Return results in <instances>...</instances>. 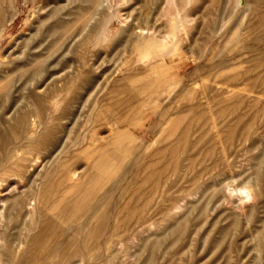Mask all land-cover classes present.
I'll list each match as a JSON object with an SVG mask.
<instances>
[{
    "label": "rangeland",
    "instance_id": "1",
    "mask_svg": "<svg viewBox=\"0 0 264 264\" xmlns=\"http://www.w3.org/2000/svg\"><path fill=\"white\" fill-rule=\"evenodd\" d=\"M0 64V264H264V0H0Z\"/></svg>",
    "mask_w": 264,
    "mask_h": 264
},
{
    "label": "bare ground",
    "instance_id": "2",
    "mask_svg": "<svg viewBox=\"0 0 264 264\" xmlns=\"http://www.w3.org/2000/svg\"><path fill=\"white\" fill-rule=\"evenodd\" d=\"M95 1H97V0H95ZM98 1H99V0H98ZM79 4H80V3H79ZM82 4H83V3H82ZM82 4H81V5H82ZM85 4H87V2H86ZM88 4H90V2H88ZM91 4H92V3H91ZM83 5H84V4H83ZM71 6H72V8H73V5H71ZM88 6H89V5H88ZM74 7H75V6H74ZM79 7H80V5H79ZM68 8H69V7H68ZM68 8H67V11H66V12H68ZM76 8H78V7H76ZM76 8H74V9H76ZM86 8H87V7H86ZM88 8H89V7H88ZM69 10H73V9L69 8ZM82 10H83V9H82ZM60 11H61V10H59V12H60ZM75 11H76V10H75ZM75 11H74V12H75ZM59 12H57V14H58ZM74 12H73V13H74ZM92 12H93V11H92ZM60 13H61V15L63 16L62 11H61ZM71 13H72V12H71ZM47 14L49 15V13H47ZM64 14H65V13H64ZM66 14H67V13H66ZM83 14H84V13H83ZM35 15H36V14H35ZM53 15H54V14H52V16H53ZM75 15H76V13H75ZM58 16H59V15H57V19H59V20L61 21L62 19H60ZM95 16H96V15H95ZM95 16H94V17H95ZM72 17H73V16H72ZM72 17H71V18H72ZM78 17H79V16H78ZM91 17H92V16H91ZM41 18H42V17H41ZM41 18H40V19H41ZM67 18H68V17H67ZM57 19H56L55 21H56V22H59V21H57ZM72 19H74V18H72ZM92 19H93V18H92ZM43 20H45V19L43 18ZM65 20L67 21V19H65ZM68 20H69V18H68ZM41 21H42V20H41ZM51 21H53V20L51 19ZM71 21H73V20H71ZM44 22H45V21H44ZM49 22H50V19H49ZM49 22H48L47 24L50 25ZM62 22H63V21H62ZM73 22H75V21H73ZM90 22H92V21H90ZM64 23H66V22H64ZM51 25H55V24L53 23V24H51ZM92 25H93V24H92ZM43 26H44V25H43ZM57 26H58V25H57ZM86 26H87V25H86ZM88 27H90V26L88 25ZM96 27H97V25H96ZM44 28H45V27H44ZM48 28H49V27H48ZM50 28H51V27H50ZM53 28H54V27H53ZM58 28H61V27L58 26ZM91 28H93V27H91ZM41 29H43V27H42ZM56 29H57V27H56ZM92 30H96V29L94 28V29H92ZM44 31H45V30H44ZM53 31H55V28L53 29ZM53 31H52V32H53ZM60 31H61V29H60ZM63 31H64V30H63ZM52 32H51V33H52ZM64 32H65V31H64ZM64 32H62V33H64ZM95 32H96V31H95ZM93 33H94V32H93ZM48 34H50V32H49ZM52 35H53V34H52ZM72 35H73V34H72ZM77 35H79V34H77ZM47 36H48V35H47V32H46V37H47ZM53 36H54V35H53ZM62 36H63V35H61V37H62ZM56 37H57V35H56ZM56 37H55V38H56ZM75 37H76V36H74V38H75ZM57 38H60V37L58 36ZM63 38H64V37H63ZM31 39H32V38H31ZM67 40L69 41V39H67ZM51 41H52V40H51ZM73 41H74V40H73ZM52 42L55 43V40L52 41ZM64 42H65V41H64ZM68 43H69V42H68ZM55 44H56V43H55ZM30 54H31V53H30ZM30 54H29V55H30ZM3 59H4V58H3ZM37 59H39V58L37 57ZM3 64H4V63L2 62V65H3ZM29 64H30V63H29ZM45 64H46V63H45ZM0 65H1V64H0ZM26 65H27V64H26ZM51 65H52V64H51ZM65 65H66V64H65ZM58 66H59V65H58ZM66 66H67V65H66ZM18 67H19V66H18ZM39 67H40V66H39ZM64 67H65V66H64ZM65 68H66V67H65ZM12 69H13V68H12ZM14 69H15V68H14ZM40 70H41V69H40ZM40 70H39V71H40ZM33 71H34V70H33ZM38 73H39V72H38ZM38 73H37V77H38ZM12 74H13V73H12ZM39 74H41V73H39ZM55 74H56V73H55ZM31 75H32V74H31ZM34 75H35V74H34ZM68 75H69V74H68ZM39 76H40V75H39ZM30 77H31V76H30ZM37 77H36V78H37ZM25 79H26V77H25ZM29 79H30V78H29ZM31 79H32V77H31ZM12 81H13V79H12ZM12 81H11V83H12ZM37 82H38V81H37ZM43 82H44V81H43ZM35 83H36V82H35ZM39 84H40V83H39ZM8 86H9V85H8ZM12 86H13V85H12ZM12 86H11V87H12ZM34 87H35V86H34ZM3 98H4V97H3ZM3 98H2V99H3ZM0 99H1V97H0ZM6 100H7V99H6ZM0 101H1V100H0ZM3 102H5V101H3ZM0 103H1V102H0ZM0 105H1V104H0ZM11 107H12V106H11ZM11 107H10V108H11ZM1 108H3V107H1ZM1 113H2V112H1ZM33 121H34V120H33ZM33 121H32L31 123H33ZM38 126H39V125H38ZM34 128H36V127H34ZM34 128H32V129H34ZM37 130H38V129H37ZM29 132H30V131H29ZM5 133H6V132H5ZM3 135H5V134H3ZM13 135H14V134H13ZM24 135H26V134H24ZM24 135H22V136H24ZM27 135H28V134H27ZM22 136H21V137H22ZM31 136H32V135H31ZM1 137H2V136H1ZM21 137H20V138H21ZM25 137H26V136H25ZM22 138H24V137H22ZM3 139H4V138H3ZM34 139H35V138H34ZM28 140H29V139H28ZM31 141H33V140H31ZM251 187H252V186H251ZM244 188H246V187H244ZM239 189H240V188H239ZM238 191H239V193H238ZM237 193H238V195L240 194V196H239L240 198H241V197H244L245 199H249V198H250V194H249L250 192H249L248 190L240 189V190H237ZM256 193H257V192H256ZM256 195H257V194H256ZM259 197H260V196H259ZM242 199H243V198H242Z\"/></svg>",
    "mask_w": 264,
    "mask_h": 264
}]
</instances>
